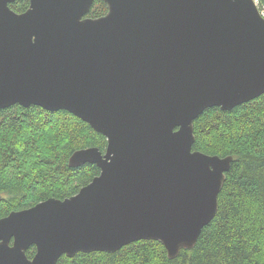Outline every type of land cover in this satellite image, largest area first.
Here are the masks:
<instances>
[{"label": "water", "instance_id": "water-1", "mask_svg": "<svg viewBox=\"0 0 264 264\" xmlns=\"http://www.w3.org/2000/svg\"><path fill=\"white\" fill-rule=\"evenodd\" d=\"M15 1L0 0V108L68 110L108 143L70 156L100 168L78 193L0 218V264H59L141 239L170 258L194 247L233 161L194 149V122L264 94L254 1L104 0L97 17L95 0H29L21 12Z\"/></svg>", "mask_w": 264, "mask_h": 264}, {"label": "trees", "instance_id": "trees-1", "mask_svg": "<svg viewBox=\"0 0 264 264\" xmlns=\"http://www.w3.org/2000/svg\"><path fill=\"white\" fill-rule=\"evenodd\" d=\"M29 5V0L11 3L16 11ZM107 10L104 0H95L89 15ZM194 126V149L233 156L218 212L196 245L170 258L161 241L141 239L116 252L64 254L59 264H264V94L231 110L209 107ZM107 143L105 135L68 110L0 108V218L50 197L78 193L100 168L95 163L70 167V156L89 146L104 151ZM35 253L31 246L29 257Z\"/></svg>", "mask_w": 264, "mask_h": 264}, {"label": "built area", "instance_id": "built-area-1", "mask_svg": "<svg viewBox=\"0 0 264 264\" xmlns=\"http://www.w3.org/2000/svg\"><path fill=\"white\" fill-rule=\"evenodd\" d=\"M260 10L261 15L264 17V0H253Z\"/></svg>", "mask_w": 264, "mask_h": 264}, {"label": "flooded vegetation", "instance_id": "flooded-vegetation-1", "mask_svg": "<svg viewBox=\"0 0 264 264\" xmlns=\"http://www.w3.org/2000/svg\"><path fill=\"white\" fill-rule=\"evenodd\" d=\"M16 1H17V0H16ZM19 12H21V11H19ZM11 244H13V240H12ZM32 257H33V256H32Z\"/></svg>", "mask_w": 264, "mask_h": 264}, {"label": "bare ground", "instance_id": "bare-ground-1", "mask_svg": "<svg viewBox=\"0 0 264 264\" xmlns=\"http://www.w3.org/2000/svg\"><path fill=\"white\" fill-rule=\"evenodd\" d=\"M255 3V2H254ZM257 6V5H256ZM258 8V7H257ZM259 9V8H258ZM260 11V10H259Z\"/></svg>", "mask_w": 264, "mask_h": 264}]
</instances>
